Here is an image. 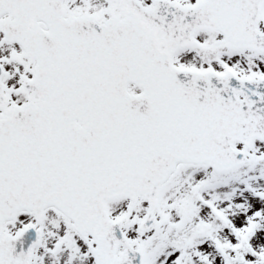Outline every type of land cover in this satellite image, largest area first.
<instances>
[{
    "label": "snow or ice",
    "instance_id": "1",
    "mask_svg": "<svg viewBox=\"0 0 264 264\" xmlns=\"http://www.w3.org/2000/svg\"><path fill=\"white\" fill-rule=\"evenodd\" d=\"M0 264H264V0H0Z\"/></svg>",
    "mask_w": 264,
    "mask_h": 264
}]
</instances>
